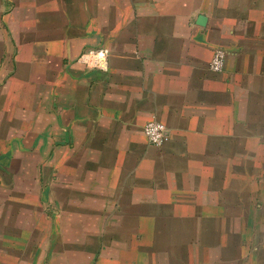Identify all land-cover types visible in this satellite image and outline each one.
<instances>
[{"label":"crops","instance_id":"1","mask_svg":"<svg viewBox=\"0 0 264 264\" xmlns=\"http://www.w3.org/2000/svg\"><path fill=\"white\" fill-rule=\"evenodd\" d=\"M257 178L264 0H0V264H264Z\"/></svg>","mask_w":264,"mask_h":264},{"label":"built area","instance_id":"2","mask_svg":"<svg viewBox=\"0 0 264 264\" xmlns=\"http://www.w3.org/2000/svg\"><path fill=\"white\" fill-rule=\"evenodd\" d=\"M226 52L217 48L213 54L210 70L214 73H221L225 68ZM109 52L105 49L93 51L83 55L79 62L96 70H106L108 68ZM144 135L148 142L155 147L164 146L170 139L168 129L165 124L153 118L144 127Z\"/></svg>","mask_w":264,"mask_h":264},{"label":"rangeland","instance_id":"3","mask_svg":"<svg viewBox=\"0 0 264 264\" xmlns=\"http://www.w3.org/2000/svg\"><path fill=\"white\" fill-rule=\"evenodd\" d=\"M3 12H5V11H3ZM3 17L4 16L1 17L2 24H4ZM257 179H258V181H259V179L261 181L262 180L264 181V178H257ZM259 210H260L259 208H253L252 209V213L254 212L253 216L251 217L252 220H256V221L258 220ZM243 227H244V225H240V226L235 225V231H237V233H242L243 232L242 231L243 230ZM258 227H259L258 224H252L250 226L249 225H246V227H245L246 232L247 231H250L251 232V235H250V239L249 240H251V237H252L253 234H255V233H257L259 231ZM248 228H249V230H248ZM239 230H241V231H239ZM234 243L237 244V248H241V247H246L247 246V241L242 242V241H239V240L238 241L235 240ZM251 243H252L251 244V249L258 248L257 243L254 240H252Z\"/></svg>","mask_w":264,"mask_h":264}]
</instances>
